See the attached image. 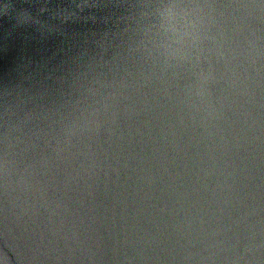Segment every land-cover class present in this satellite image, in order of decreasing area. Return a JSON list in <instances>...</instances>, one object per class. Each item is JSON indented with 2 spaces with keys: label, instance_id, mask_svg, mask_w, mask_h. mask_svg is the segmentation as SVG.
<instances>
[{
  "label": "water",
  "instance_id": "1",
  "mask_svg": "<svg viewBox=\"0 0 264 264\" xmlns=\"http://www.w3.org/2000/svg\"><path fill=\"white\" fill-rule=\"evenodd\" d=\"M0 264H264V0H0Z\"/></svg>",
  "mask_w": 264,
  "mask_h": 264
}]
</instances>
